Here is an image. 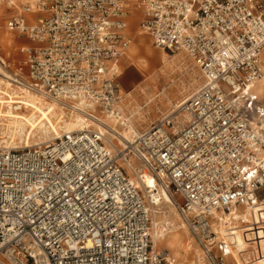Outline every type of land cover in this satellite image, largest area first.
<instances>
[{
    "label": "built area",
    "instance_id": "2783aa9c",
    "mask_svg": "<svg viewBox=\"0 0 264 264\" xmlns=\"http://www.w3.org/2000/svg\"><path fill=\"white\" fill-rule=\"evenodd\" d=\"M130 4L154 47L184 52L204 83L179 105L187 118L178 108L113 152L106 133L116 130L104 118L131 124L117 81ZM6 27L37 45L21 48L16 68L0 54V98L40 96L83 123L46 145H0V264H173L152 250L148 198L157 206L159 189L183 197L194 234L218 246L213 264H228L237 207L264 187V102L253 88L263 77L264 0H35ZM129 154L143 163L141 183L120 163Z\"/></svg>",
    "mask_w": 264,
    "mask_h": 264
},
{
    "label": "rangeland",
    "instance_id": "374dc122",
    "mask_svg": "<svg viewBox=\"0 0 264 264\" xmlns=\"http://www.w3.org/2000/svg\"><path fill=\"white\" fill-rule=\"evenodd\" d=\"M16 2V0H15ZM17 9L12 8L9 10V14L12 15L16 13L22 4L25 2H16ZM140 17L137 23L131 24L128 23L129 27V34L131 37V44L136 41V37L134 35L135 32L141 31L140 36L145 37L153 50L161 55H165L167 61L171 64V75H162L161 70L163 68V61L157 62L154 66L148 68L147 70H141L135 64L128 62L124 57L121 59V66H120V75L117 78L122 100H121V107L123 110V114L126 117H130V122L135 126L137 132H142L144 130L149 129L152 125L157 124L160 122L165 116L168 114L176 111V107L182 103V99L187 96L189 99L193 94L203 85L204 78L201 74V71L198 67L195 66L194 62L184 53V52H170L167 50L159 49L154 47L152 38L145 34L142 29L140 28V23L143 18L142 12L139 11ZM6 18V17H5ZM5 18L1 21L5 23ZM3 30H0V33ZM15 38H18L19 35L17 32H12ZM23 40L28 42L26 37H22ZM130 44V46H131ZM1 45V41H0ZM19 47L17 46V49ZM17 52H10L5 50V48L1 45L0 47V54H4L5 56H11L12 54H16ZM127 53V52H126ZM150 56L146 53H141L137 56L136 60H150ZM263 70V68H262ZM264 74V70H263ZM135 76L137 78L136 82H130L129 79ZM147 76H151V80L147 79ZM144 91V92H143ZM258 94V93H257ZM259 95V94H258ZM152 96H158L157 100L159 99L161 102L156 103L152 102L147 105V100ZM259 97L264 102V96L259 95ZM48 101V100H47ZM60 107V106H59ZM63 110V109H62ZM67 112V110H65ZM63 110V112L66 114ZM180 111V110H178ZM176 112L177 115L180 114ZM80 116V115H79ZM68 117V118H67ZM69 117H73V115H65L66 119ZM107 125L111 128L115 129L111 123L106 121V118L103 120ZM118 124V123H117ZM119 125V124H118ZM117 125L118 128H121ZM122 129V128H121ZM116 132L108 129L109 133H106L108 138V145L111 147L113 152L118 150H122L125 148L126 141ZM4 131L0 129V145L9 146L16 149H23L25 147V142L22 139H16L12 145L7 144L10 142L11 139L9 135L3 133ZM60 134H63L67 131H60ZM56 136L58 135H51L50 138L40 140L38 137L31 138V144L28 147L35 146V145H46L51 142ZM52 139V140H51ZM8 140V141H7ZM51 140V141H49ZM48 141V142H47ZM47 142V143H45ZM123 168L127 171L128 175L131 179L138 181L141 183V180L138 178V169H143V163L138 160L133 154H129L128 162H120ZM132 165V166H131ZM144 193L146 194L145 185L142 186ZM159 194L161 189H159ZM170 194L175 202V205H164L161 203L157 206L165 207L166 210H170V213L167 212L165 216L158 217L157 219V229H158V237L156 242L152 241V250L158 254L163 255L165 258H170L173 264H176V255L173 254L171 251H168L167 245L164 242V239L167 237L169 232L172 229H179L184 231V238L185 243L184 247L187 249L189 245V249L187 251L189 257V263L194 262L195 264L200 263V259L203 261V264H213L212 258L214 256L219 255L220 251L217 245H214L212 248L207 249L203 242H201L190 226V219L189 221L183 216L180 210V206L183 204L184 199L179 194L176 193L175 190H171ZM147 195V194H146ZM148 198V197H147ZM258 198L264 199V187L258 192ZM150 202V208L152 210V219H153V229H154V210L155 206L151 203V198H148ZM167 215V216H166ZM172 223H171V222ZM175 223V226H173ZM239 225V224H238ZM246 228V227H245ZM242 228L239 227L238 230ZM247 234V233H246ZM253 235L251 234L249 237L251 238ZM153 237V236H152ZM252 243L251 245H256L255 240H250ZM255 241V243H254ZM252 249V248H250ZM252 257H256V251L251 252ZM228 264H236L232 255L227 257Z\"/></svg>",
    "mask_w": 264,
    "mask_h": 264
},
{
    "label": "bare ground",
    "instance_id": "6f19581e",
    "mask_svg": "<svg viewBox=\"0 0 264 264\" xmlns=\"http://www.w3.org/2000/svg\"><path fill=\"white\" fill-rule=\"evenodd\" d=\"M21 1L33 2V0H16V2ZM16 2L14 0L15 5L17 4ZM11 7L17 9V5L11 6L8 0H0V15L9 14ZM139 17V12H134L133 15H131L130 23H137ZM140 34L141 31L134 33L136 41L131 44L124 59L132 64H135L141 70H147L157 64V62L164 60L161 73L162 75L170 76L171 64L167 61L166 56L155 52L151 47V44H149V41L145 37H141ZM0 41L7 51H13L16 43L24 42L21 39L19 40L18 38H15L12 32L8 30H3L0 33ZM141 53H146L151 59L149 61H137L136 58ZM261 59L262 68L264 70V51L262 52ZM147 79L151 80L152 78L151 76H147ZM253 88L259 95L264 96V74ZM17 98H19L18 101H14V97H10L11 100L8 102H6L4 98H0V129L4 131L3 133L9 135L11 139L10 142H7L9 145H12L16 139H22L25 142V147H28L31 144V138L38 137L40 140H44L50 138L51 135L59 136L61 135L60 131H74L83 123V118L79 115L66 119V114L63 112L61 107H59L56 103L44 100L40 96H18ZM157 98L158 96H152L147 100L146 104L149 105L152 102H161L159 99L157 100ZM187 100V96L184 97L180 106H182V104H184ZM16 102L23 104L20 108L21 110L14 107L13 104ZM180 106H177L176 110H178ZM178 113L180 114L179 118L182 120L188 117V114L182 109L178 111ZM106 121L111 123V125L118 130L119 135L123 139L128 138L131 140L133 131H136V128L132 123L129 126L121 127V129L117 127L118 124L115 119L107 118ZM142 182L145 186L154 185L152 177L148 175L144 177ZM160 196L161 200H159L158 204L161 203V205L164 204L167 206L175 205L172 196L167 192V190H162L160 192ZM154 198L156 201L159 199L156 195H154ZM153 210L155 226L152 235L154 241L156 242L158 229L156 224L157 219L155 217L156 215L158 217L165 216L167 212L170 213V210H166L165 207L161 206H155ZM237 213L239 215L237 219H242L243 221H240L239 225L236 227H241L242 229L229 233V239L234 245L230 248V255H232L236 264H264V229H261L264 228V199L261 200L257 197L255 202L250 206H238ZM173 226H175V223ZM225 231L226 229L223 228L222 232ZM246 231H248L247 234ZM251 234H255L257 238V244L253 246L251 245L252 242L250 240L255 237L250 238L249 236ZM164 242L167 245L168 251H171L176 255V264H195L194 262L189 263L187 251L190 248V244H186V246H188L187 249L183 246L185 243L184 231L172 229L164 239ZM253 250L256 251V257H252L251 255ZM202 262L203 261L200 259L199 264H203Z\"/></svg>",
    "mask_w": 264,
    "mask_h": 264
},
{
    "label": "crops",
    "instance_id": "0c3cea01",
    "mask_svg": "<svg viewBox=\"0 0 264 264\" xmlns=\"http://www.w3.org/2000/svg\"><path fill=\"white\" fill-rule=\"evenodd\" d=\"M13 1V4H10L11 6H16L15 5V3H14V0H12ZM35 0H33V2H34ZM29 3H32V2H25V4H29ZM25 4H22V6L23 5H25ZM22 6L19 8V10L16 12V13H14V14H12V15H10V14H3V15H0V30H8V31H10V32H16V31H11V30H9V29H7V27H6V23H7V20L11 17V16H13V15H15V14H17V13H19L20 12V10H21V8H22ZM12 8V7H11ZM10 8V9H11ZM129 10H130V15H129V20H128V22H130V18H131V15H133V13L134 12H142V14H143V17H144V13H143V10L141 9V8H138V7H136V6H134L133 4H130L129 5ZM6 17V18H5ZM3 18H5V23H2L1 21L3 20ZM29 19L31 20V16L29 17ZM143 19V18H142ZM18 33V32H17ZM18 35H19V37H18V39L20 40H23L22 39V37H26L27 39H28V42L27 41H25V40H23L24 42H20V43H16V45H15V49L13 50V52H17L16 54H12L11 56H5L4 54H2L5 58H7L8 60H10L11 62H12V64H13V68H16L15 66H14V62H15V64H16V66H19L20 64H22V62H23V60H24V58H25V54L24 53H22L21 52V48L23 47V46H35V45H37L35 42H32L26 35H22V34H20V33H18ZM2 45V44H1ZM1 45H0V47H1ZM3 46V45H2ZM17 46L19 47L18 49H17ZM10 52H12V51H10ZM122 59V58H121ZM119 66H121V60H120V62H119ZM129 81L130 82H136L137 81V78L135 77V76H132L130 79H129ZM255 90V89H254ZM121 91V90H120Z\"/></svg>",
    "mask_w": 264,
    "mask_h": 264
}]
</instances>
